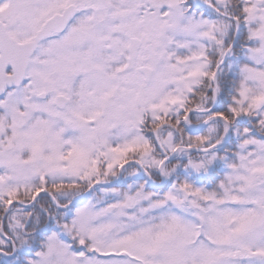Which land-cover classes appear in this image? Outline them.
I'll return each instance as SVG.
<instances>
[{"label":"snow or ice","instance_id":"6c2138e0","mask_svg":"<svg viewBox=\"0 0 264 264\" xmlns=\"http://www.w3.org/2000/svg\"><path fill=\"white\" fill-rule=\"evenodd\" d=\"M0 264H264V0H0Z\"/></svg>","mask_w":264,"mask_h":264}]
</instances>
